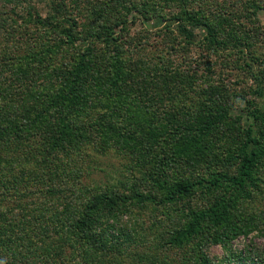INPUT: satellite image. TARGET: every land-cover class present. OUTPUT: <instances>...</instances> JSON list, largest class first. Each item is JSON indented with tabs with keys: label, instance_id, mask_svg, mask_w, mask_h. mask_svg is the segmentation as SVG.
Masks as SVG:
<instances>
[{
	"label": "trees",
	"instance_id": "obj_1",
	"mask_svg": "<svg viewBox=\"0 0 264 264\" xmlns=\"http://www.w3.org/2000/svg\"><path fill=\"white\" fill-rule=\"evenodd\" d=\"M15 1L42 33L55 35L46 36L35 51L0 57V151L9 155L0 160L21 163L19 154L13 159L10 154L15 148L24 151L20 146L32 141L34 146L24 153L34 159L40 153L113 149L133 157L137 166L147 165L137 177L150 183L146 191L135 184L127 186V193L104 192L86 199L71 229L77 242L99 254L91 255L96 260L89 264H118L104 246L100 224L119 204L175 205L184 199L185 216L166 232L170 248L191 245L182 262L264 264V252L231 247L235 238L264 225L263 215L241 206L262 193L264 108L255 101L264 94L260 76L254 73V97L244 98L241 107L238 94L228 89L208 84L197 90L199 73L187 61L188 67L177 61V53L197 44L200 35L198 42L204 41L206 50L218 53L229 41L252 63L253 45L264 40L259 17L264 0H112L100 11L63 7L65 0H41L44 16L26 9V0ZM133 12L164 21L156 29L161 53L145 51L148 44L128 35ZM3 16L0 12V31L11 34L14 29H4ZM16 28L20 38L19 28L26 27ZM84 29L86 45L70 58L58 57L80 41L77 33ZM205 64L210 70V62ZM197 191L204 202L191 204ZM20 223L18 236L0 228V264L59 262L67 238L55 239L53 245L47 239L56 237L63 225L52 234L40 226L32 236L29 221ZM216 244L225 251L220 258L208 252ZM135 255L123 260L135 264L130 258ZM146 258L162 264L156 256Z\"/></svg>",
	"mask_w": 264,
	"mask_h": 264
},
{
	"label": "rangeland",
	"instance_id": "obj_2",
	"mask_svg": "<svg viewBox=\"0 0 264 264\" xmlns=\"http://www.w3.org/2000/svg\"><path fill=\"white\" fill-rule=\"evenodd\" d=\"M55 1L59 2V0ZM65 1L63 7L78 5L82 8L86 7L89 11L92 9L100 11L102 6L110 4L112 0ZM127 1L131 3V1L141 0ZM22 2L26 9H31V13L37 10L42 16L45 15L46 10L41 0ZM0 12H3V17L7 20V26L4 29L8 30L10 25L14 29L11 34L0 31V57L7 53L20 56L23 53L35 51L42 45L41 43H44L43 39L46 36L55 35L53 32L46 35L42 33L34 22L24 17L25 11L16 4L15 0H0ZM132 15L135 18L129 26L128 35L133 39L140 37L141 41L148 44L145 51L161 53L163 46L156 29L161 28L164 21L157 16L148 19L137 12H133ZM23 17L27 19L26 22ZM259 17L264 25V11ZM16 25L26 27V30L19 28L18 37L20 38H17L15 32V29H18ZM86 31L87 29L79 30L77 34L80 41L69 52H62L58 54V57L70 58L74 51L80 48L79 46L86 45L88 40ZM39 39L40 42L37 41ZM197 39L200 40V35ZM198 41H196L197 44L188 46L187 50L181 49L177 53L179 56L177 61L182 67H188L187 65L191 64L189 66L194 67L193 70L199 73L200 76L198 75L196 82L197 90L205 88L208 84L216 85L220 89H228L231 93L238 94L240 97L238 104L245 107L243 99L254 97V73L260 76L264 89V40H258L253 45L252 53L256 60L254 59L252 63L248 55L237 53L232 42L228 41L225 49L214 54L204 48V41ZM205 53L207 56H204ZM208 62L211 64L210 70L206 68L205 63ZM255 101L264 108V94L262 98H257ZM33 146L34 142L29 141L20 147L27 151ZM15 149L10 157L13 159L19 154L21 163L12 160L11 164H6L0 160L2 161L0 162V228L7 233L12 232L13 236H18L23 229L21 220L29 221L35 231H28V233L33 236L40 226V230L52 234L60 231L58 229L63 225V233L61 231L58 235L54 234L57 238L47 239L50 245L54 244L55 239L59 241L61 238L63 241L67 238L68 241L61 250L64 254L58 256L59 262L54 264H89L88 261L94 259L91 255H99L77 242L71 229L72 223L80 215L89 196L104 192L127 193V186L135 184H140L138 188L140 191H146L149 188V182L144 184L137 181V177L147 165L137 166L133 157L117 150L111 149L101 153L92 149L88 154H84L73 149L69 152L49 153L46 156L40 153L34 159L32 154L20 152L19 148ZM8 156L7 153L0 151V159ZM24 156L27 160L23 158ZM261 177L262 193L242 202L241 206L252 207L253 212L263 215L264 218V174ZM193 196L191 204L198 205L204 202L198 191ZM185 203L186 199L175 205L138 203L134 200L119 204L108 217H102L100 224L104 246L110 247V249L107 248L108 253L114 254V258L119 260L116 262L118 264L127 262L129 259L123 260V257L132 253L137 254L130 257L135 259V264H150L151 261L146 258L148 256L158 257V261H162V264H185L181 258L186 257L191 245L170 248L166 243L168 238L166 232L171 230L179 219L182 221L186 214ZM66 229H69L70 233L65 234ZM33 238L40 239V236L35 235ZM231 247L237 251L250 249L253 252H264V225H260L258 229L247 235L238 236L231 242ZM208 252L211 256L218 258L225 253L219 244L210 245ZM52 261L48 260L46 264H52Z\"/></svg>",
	"mask_w": 264,
	"mask_h": 264
}]
</instances>
